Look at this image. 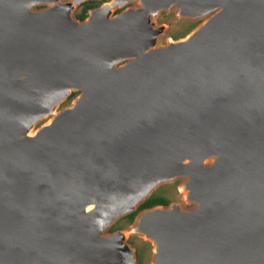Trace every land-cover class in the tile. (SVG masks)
<instances>
[{
	"label": "water",
	"instance_id": "1",
	"mask_svg": "<svg viewBox=\"0 0 264 264\" xmlns=\"http://www.w3.org/2000/svg\"><path fill=\"white\" fill-rule=\"evenodd\" d=\"M84 1L0 0V264H137L132 234L152 264H264V0H137L98 28ZM173 6L202 22L162 44ZM176 180L188 205L111 230Z\"/></svg>",
	"mask_w": 264,
	"mask_h": 264
},
{
	"label": "rangeland",
	"instance_id": "2",
	"mask_svg": "<svg viewBox=\"0 0 264 264\" xmlns=\"http://www.w3.org/2000/svg\"><path fill=\"white\" fill-rule=\"evenodd\" d=\"M76 11V9H75ZM179 16L176 15L175 13H167L165 12L164 14H161L158 18V22L159 23H166L168 24L165 33H163L162 38H161V43L164 44L166 43V40L169 36L174 37L175 35L178 36L182 33V31L184 30V23L182 21L179 20L178 18ZM75 93H77L76 91H74ZM72 92V94L74 93ZM71 94V95H72ZM69 95V97L71 96ZM68 97V98H69ZM77 96H73V98L71 100H65L63 101L60 106L59 109L62 107H65L69 104L72 103V101L76 98ZM50 119V117H45L43 118L36 126V128L46 122H48ZM180 180H176V181H172V182H166L161 184L154 193H159L162 195L167 196L171 202H183L185 205H188L187 203H185L184 197H183V192L180 190ZM125 216L121 217L120 219H118L116 221L115 224H118L119 228H127L129 227L131 224L126 223L125 220H123ZM114 224V225H115ZM113 228V227H112ZM111 228V230H113ZM128 241L130 242V244L134 247L135 249V256H136V262L137 264H152V257L154 254V250H153V244L152 242H150L149 240H146L144 237L139 236V235H135L132 234L128 237Z\"/></svg>",
	"mask_w": 264,
	"mask_h": 264
},
{
	"label": "flooded vegetation",
	"instance_id": "3",
	"mask_svg": "<svg viewBox=\"0 0 264 264\" xmlns=\"http://www.w3.org/2000/svg\"><path fill=\"white\" fill-rule=\"evenodd\" d=\"M111 0H86V1H84V2H82V3H80V4H78V5H76L75 7H74V9H71V12H72V16L74 17V18H77L78 20H80V21H85L87 18H88V16L91 14V11L92 10H94V9H97V8H101L102 9V14H100L99 16H98V18H100L99 20H98V22L95 24V28H98L99 27V25L102 23V21H104V19L106 20V16H110V15H117V14H119L120 12H122L123 10H125V9H128V8H130L131 6H133L134 4H135V2H134V0L133 1H128V2H125L121 7H118V8H116L115 10H113V11H110V10H105V9H103L104 8V6L106 5V3L107 2H110ZM89 5V7H87V9H86V15L83 17V18H81V15L83 14V12H84V9L86 8V5ZM73 8V7H72ZM75 9H76V11H75ZM59 12L60 13H67L68 12V10L66 9V8H61V9H59ZM165 12H167V13H175L176 15H178L179 17V20L180 21H182L183 23H184V25H185V27H184V30L182 31V33L180 34V35H178V36H174V37H172V36H169L168 38H167V40L170 38V39H174V40H177V39H181V38H184V37H186L188 34H190L201 22H202V19H188L187 17H183L182 15H180L176 10H162V11H160L159 12V14L157 15V17L154 19L155 20V23H154V25L152 24V25H150V28L152 29V32H157V34H158V36H159V34L161 33L162 35H163V33H165V31H166V28H167V26H168V24H166V23H159L158 22V18H159V16L161 15V14H164ZM68 22H69V24L68 25H73V23L71 22V20H69L68 19ZM105 24V22L103 23V25ZM92 27V26H91ZM161 27H162V29L163 30H161ZM162 35H160V37L162 36ZM167 40H166V42H167ZM165 44V43H164ZM79 94V92H77V93H75V94H73V95H71L67 100L69 101V100H71L72 98H73V96H77ZM66 100V99H65ZM64 100V101H65ZM63 108V107H62ZM59 109V108H58ZM169 203H171V200H170V202ZM169 203H167V204H169ZM167 204H164V205H167ZM158 205V204H157ZM130 224V223H129ZM115 229H117V228H115ZM114 230V229H113Z\"/></svg>",
	"mask_w": 264,
	"mask_h": 264
},
{
	"label": "trees",
	"instance_id": "4",
	"mask_svg": "<svg viewBox=\"0 0 264 264\" xmlns=\"http://www.w3.org/2000/svg\"><path fill=\"white\" fill-rule=\"evenodd\" d=\"M87 7H89V5L87 4L86 5V8L84 9V12L83 14L81 15V18H83L85 15H86V9ZM75 94V92L73 93ZM72 94V95H73ZM170 202V199L165 196V195H162V194H159V193H153L147 200H145L140 206H139V209L137 211H134L128 215H126L123 220H125L126 223H131L134 218H135V215L137 214V212L143 208H146V207H151L153 205H157V204H167ZM119 225L118 224H115L113 226L112 229H115V228H119L118 227ZM140 264V263H139Z\"/></svg>",
	"mask_w": 264,
	"mask_h": 264
},
{
	"label": "bare ground",
	"instance_id": "5",
	"mask_svg": "<svg viewBox=\"0 0 264 264\" xmlns=\"http://www.w3.org/2000/svg\"><path fill=\"white\" fill-rule=\"evenodd\" d=\"M135 3H137V0H134ZM125 3V0H112L111 2L107 3L103 9L105 10H110V11H113L115 10L116 8L118 7H121L123 4ZM75 7V6H74ZM74 7L72 9H74ZM166 10H170V9H166ZM171 10H176L180 15H182L183 17H188V14L187 12L183 11V10H180L178 7L176 6H173L171 8ZM53 114V113H52ZM51 114V115H52ZM184 193V192H183ZM114 209H117L119 211L123 210V206L121 205H118L116 206ZM127 258H126V262H127ZM125 262V263H126ZM127 264V263H126ZM129 264H132L131 262H129Z\"/></svg>",
	"mask_w": 264,
	"mask_h": 264
}]
</instances>
